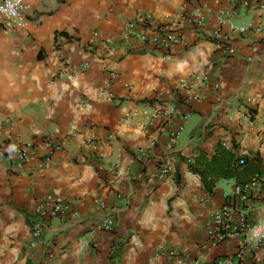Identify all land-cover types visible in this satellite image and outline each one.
<instances>
[{"label":"crops","instance_id":"1","mask_svg":"<svg viewBox=\"0 0 264 264\" xmlns=\"http://www.w3.org/2000/svg\"><path fill=\"white\" fill-rule=\"evenodd\" d=\"M246 1L28 0L26 26L0 33V264H264V244L208 233L236 181L207 196L188 170L220 142L253 159L241 181L264 172V0ZM140 13L178 23L182 41L162 52L125 42ZM42 137L54 141L48 164L3 148ZM48 194L71 212L33 239ZM244 212L264 221V183Z\"/></svg>","mask_w":264,"mask_h":264},{"label":"built area","instance_id":"2","mask_svg":"<svg viewBox=\"0 0 264 264\" xmlns=\"http://www.w3.org/2000/svg\"><path fill=\"white\" fill-rule=\"evenodd\" d=\"M238 2L241 4L248 3L246 0H238ZM28 7V0H0V33H7L14 27L26 26V11ZM193 15L196 16V24L199 27L203 22V14L197 11ZM219 21L223 23V17H220ZM127 26V34L123 37L125 42H129L131 38H136L144 47H148L155 52L168 51L182 41L178 23L175 26L169 23H156L145 13H140L131 19ZM137 27H140L143 31H137ZM230 28L237 33H244L249 29V26L242 25L236 28L230 26ZM94 36H99V32L95 31ZM215 36L219 37V32ZM129 47H131V43H129ZM229 51V49H226V52ZM108 95L112 96V93L109 92ZM172 110L170 108L160 113V116L166 117ZM177 135L178 133H172L170 135L171 143H175L178 137ZM3 148L9 153L18 154L22 162L39 158L45 164H48L54 148V141L50 137H42L37 140L31 139L25 144L7 142L3 144ZM238 162L242 164L243 159L240 158ZM170 169V166H166L160 173V176H163L165 172H169ZM258 183H264L263 171L255 173L250 181L233 186L231 192L225 195L223 204L213 215L212 227L208 232L209 235H216L223 239L233 234H239L245 236V244L249 243L250 240H254L258 244H264V221L252 223L248 220L244 212L250 191ZM68 212L70 213L71 211H69V205L66 199L50 194L40 198L36 202L30 223L31 237L33 239L41 237L47 218L56 217L61 220ZM101 227L110 229L111 221L108 219L103 220ZM178 262L181 263L182 260L179 259ZM218 264H233V262L231 258L223 257L218 260Z\"/></svg>","mask_w":264,"mask_h":264},{"label":"trees","instance_id":"3","mask_svg":"<svg viewBox=\"0 0 264 264\" xmlns=\"http://www.w3.org/2000/svg\"><path fill=\"white\" fill-rule=\"evenodd\" d=\"M250 160L243 159V163L239 164L237 157L233 152L227 150L222 143H218L215 154L208 158L204 151H199L192 163L188 164V170L192 173L198 174L202 186L207 196H211L215 192L216 182L219 179L233 178L237 183H246L248 180H240V168L246 167ZM176 181H179V175H175ZM123 242L116 243L114 251L110 257H118L122 252Z\"/></svg>","mask_w":264,"mask_h":264},{"label":"rangeland","instance_id":"4","mask_svg":"<svg viewBox=\"0 0 264 264\" xmlns=\"http://www.w3.org/2000/svg\"><path fill=\"white\" fill-rule=\"evenodd\" d=\"M223 183V182H222ZM223 187L224 188H228V185L227 184H225V182L223 183Z\"/></svg>","mask_w":264,"mask_h":264}]
</instances>
